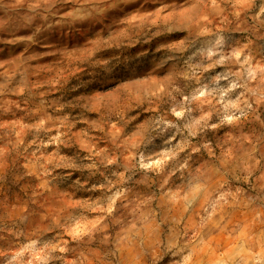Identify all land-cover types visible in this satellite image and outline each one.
I'll use <instances>...</instances> for the list:
<instances>
[{
    "label": "rangeland",
    "instance_id": "obj_1",
    "mask_svg": "<svg viewBox=\"0 0 264 264\" xmlns=\"http://www.w3.org/2000/svg\"><path fill=\"white\" fill-rule=\"evenodd\" d=\"M0 264H264V0H0Z\"/></svg>",
    "mask_w": 264,
    "mask_h": 264
}]
</instances>
